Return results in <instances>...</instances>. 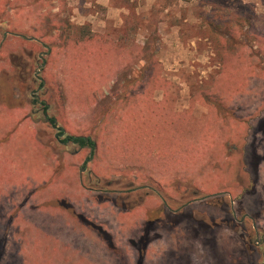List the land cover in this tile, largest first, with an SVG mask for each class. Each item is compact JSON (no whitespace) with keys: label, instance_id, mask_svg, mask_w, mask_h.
<instances>
[{"label":"rangeland","instance_id":"rangeland-1","mask_svg":"<svg viewBox=\"0 0 264 264\" xmlns=\"http://www.w3.org/2000/svg\"><path fill=\"white\" fill-rule=\"evenodd\" d=\"M263 233L264 0H0V264H264Z\"/></svg>","mask_w":264,"mask_h":264},{"label":"flooded vegetation","instance_id":"flooded-vegetation-1","mask_svg":"<svg viewBox=\"0 0 264 264\" xmlns=\"http://www.w3.org/2000/svg\"><path fill=\"white\" fill-rule=\"evenodd\" d=\"M42 58H43V55L40 54L39 57H38V60L41 61ZM42 66H43V65H41V67H42ZM35 80H36V81H39L40 86H39L38 89L32 90L31 94H32L34 100H35L37 103H39L40 105H41V104H44V105H45V109H46V111H47V109L49 108V105L46 103V100H45V99H42L41 94H39V91L45 87L46 82H44V80H42V78H41L39 75H35ZM40 92H41V91H40ZM46 104H47V105H46ZM55 119H56V118H55ZM56 125H57V124H56ZM56 125L53 124L54 128H57ZM65 133H66V132H65ZM61 135H64V134H60V133H59V134H58V137H60ZM63 139H64V138H63ZM62 142H64V141H62ZM64 143L69 144V143H72V142L67 141V142H64ZM72 144H74V143H72ZM74 145H75V144H74ZM260 146L262 147V145H261L260 143L258 144V141L255 140L254 143H253V150H255V151H256V149L258 150V148H259ZM79 147H80V146H79ZM96 147H97V146H96ZM85 148H87V147H80V149H85ZM90 150H91V148H90ZM90 153H91V155H90V157H89L88 160H92V158H93L92 150H91ZM261 162H263V160H261ZM261 162H257V163L253 162V165H255V171H256V172H258V168L260 167ZM85 163H86V162H85ZM85 163H84V165H83V166H84V167H83L84 170H85ZM242 170H244V169H242ZM221 200H224L223 197H221ZM158 210H159V213H160V208H159ZM158 219H159V218H156L155 221H153V222L151 223V225H150L151 228H152L153 224H154ZM151 228H149V229H151ZM255 234H256L257 237H259V236L261 235V233H260L259 230H256V233H255ZM262 238H263V240H261V242L263 243V242H264V233H263Z\"/></svg>","mask_w":264,"mask_h":264},{"label":"trees","instance_id":"trees-1","mask_svg":"<svg viewBox=\"0 0 264 264\" xmlns=\"http://www.w3.org/2000/svg\"><path fill=\"white\" fill-rule=\"evenodd\" d=\"M48 120L56 125V119L52 116H47ZM57 126V125H56ZM60 134H65V131L63 130L62 132H60ZM66 136L64 137L63 141L67 142L70 141L72 143H74L75 145H79L80 147H88L91 148L92 153L95 152L97 143H96V139L92 136V135H87V136H75V135H71V134H65ZM152 212V211H151ZM150 212V213H151ZM152 223V222H151Z\"/></svg>","mask_w":264,"mask_h":264},{"label":"crops","instance_id":"crops-1","mask_svg":"<svg viewBox=\"0 0 264 264\" xmlns=\"http://www.w3.org/2000/svg\"><path fill=\"white\" fill-rule=\"evenodd\" d=\"M16 36H19V37L22 36V37H23L24 35L19 33V35H16ZM22 37H21V38H22ZM44 82H46V81L44 80ZM12 92H13V91H12ZM71 135H73V134H71ZM75 136H87V135H82V134H81V135H75ZM96 143H97V141H96ZM97 145H98V143H97ZM96 148H97V147H96ZM95 151H96V149H95Z\"/></svg>","mask_w":264,"mask_h":264}]
</instances>
